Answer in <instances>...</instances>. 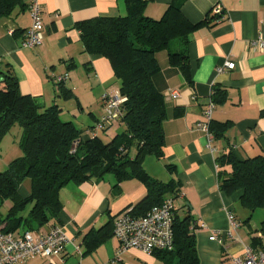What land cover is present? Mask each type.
Returning <instances> with one entry per match:
<instances>
[{"label": "crops", "instance_id": "obj_1", "mask_svg": "<svg viewBox=\"0 0 264 264\" xmlns=\"http://www.w3.org/2000/svg\"><path fill=\"white\" fill-rule=\"evenodd\" d=\"M20 1L23 8L17 7L0 20V66L12 70L22 95L35 98L44 108L57 105L62 111L60 118L80 119L81 125L76 126L90 129L103 111L100 97L118 93L119 87L108 60L85 52L76 26L98 17L125 16L126 0H39L43 43L32 49L21 46L31 25V13L30 0ZM171 1L143 0L144 15L159 20ZM217 4L223 9L220 22L210 14ZM181 13L191 24L202 23L192 32L188 45L189 79L168 64L165 51L156 54L160 73L155 84L163 92L167 115L162 124L163 157L146 155L141 165L150 179L161 183L173 179L171 189L176 194L167 193L164 199L174 200L179 218L187 213L192 216L199 264H224L230 257L242 255L244 246L264 247V232L250 224L252 213H243L245 228L238 221L242 191L229 195L219 190L216 163L217 157L230 150L239 160L264 155V0H185ZM226 62L233 63L234 69L218 72ZM60 75L68 76V97L53 81ZM214 85L223 89L226 97L214 104L211 121L231 123L218 139L209 138L198 128L205 121ZM124 129L117 123L98 135L113 138ZM87 137L83 132V138ZM134 154L133 147L130 155ZM28 191L21 187V196H27ZM146 195L143 182L137 178L118 183L112 175H105L67 184L59 191L62 210L56 224L71 241L63 254L35 256L25 264H170L158 251L146 254L128 249L115 257L114 218L132 210ZM8 206L5 203L0 211L5 212ZM229 212L236 230L231 228ZM53 224L39 232L47 233ZM102 237L104 240L92 247V242Z\"/></svg>", "mask_w": 264, "mask_h": 264}, {"label": "trees", "instance_id": "obj_2", "mask_svg": "<svg viewBox=\"0 0 264 264\" xmlns=\"http://www.w3.org/2000/svg\"><path fill=\"white\" fill-rule=\"evenodd\" d=\"M184 1L172 0L159 20L144 15L143 0H126L123 17H98L77 24L85 52L108 60L118 91L126 98L120 122L125 129L110 140L104 141L99 133L83 138V132L93 126L84 131L71 120H61L57 105L44 108L35 98L22 95L12 70L0 66V141L11 127L18 126L17 145L22 152L0 172V210L9 204L5 212L0 211V232L41 234L40 228L49 223H54L51 228L59 227V191L69 183L81 184L105 175H112L118 183L133 178L143 182L147 195L130 211L133 217L159 206L167 193L176 194L171 189L173 179L168 183L150 179L141 162L146 155L163 157L162 124L167 115L163 92L155 84L160 73L156 54L165 51L168 64L189 79L188 45L192 32L202 23L191 24L185 19L181 13ZM17 7H24L20 0H0V20ZM56 85L65 97L70 96L65 84ZM225 97L223 89L212 87L209 98L214 104ZM230 126V122L210 121L209 132L218 139ZM216 163L219 190L229 195L242 191L240 203L250 213L264 209V155L239 160L230 150L217 157ZM25 180L29 191L22 197L20 188ZM191 222L189 213L179 218L174 210V247L158 251L167 263L199 264L197 227H191ZM260 231L264 232V223ZM104 238L94 240L92 247Z\"/></svg>", "mask_w": 264, "mask_h": 264}, {"label": "built area", "instance_id": "obj_3", "mask_svg": "<svg viewBox=\"0 0 264 264\" xmlns=\"http://www.w3.org/2000/svg\"><path fill=\"white\" fill-rule=\"evenodd\" d=\"M31 25L25 31L21 46L32 49L43 43V24L39 0H30ZM217 17L216 22L223 20V9L217 4L210 13ZM260 40V39H259ZM260 46L262 43L259 41ZM223 68L234 69V64L226 62ZM67 75L54 77L55 83L67 81ZM172 95H177L172 92ZM126 98L119 92L115 95H102V114L86 135L95 136L99 132H108L115 124L120 123L123 116V105ZM214 103L209 100L204 111L205 121L198 124V128L209 138V123L211 121ZM174 200L166 198L156 207L140 217H133L131 210L119 213L113 221V236L118 241L115 257L118 258L128 249H137L146 254L154 251H171L173 245L172 223L174 219ZM228 219L233 230L237 229L234 216L228 213ZM230 235V233H229ZM71 241L65 231L59 227L50 228L45 234L22 232H0V264H25L30 258L38 256L50 258L63 254L66 245ZM224 264H264V247L254 249L244 246L240 256L230 257Z\"/></svg>", "mask_w": 264, "mask_h": 264}, {"label": "rangeland", "instance_id": "obj_4", "mask_svg": "<svg viewBox=\"0 0 264 264\" xmlns=\"http://www.w3.org/2000/svg\"><path fill=\"white\" fill-rule=\"evenodd\" d=\"M116 93H117V91H115L113 94H111V96L115 95ZM99 100H100V102L102 101V96L100 97ZM61 120L68 121V119L65 117H62ZM78 120H80V119H78ZM78 120L75 119L74 123L76 125L80 126L81 123ZM118 129H119V127H118ZM19 131H20V129L18 128V126L11 127V129L5 133V135L2 137V139L0 141V172H3L4 170H6V168L8 167V164L13 159L22 155V152L20 151V149L17 145ZM100 136H102V133L100 134ZM109 136L110 135L108 134V137ZM111 137L112 136H110V138ZM110 138H108V139L110 140ZM102 139L104 141L108 140L105 138H102ZM21 187H25L28 189L29 188V181L25 180ZM238 209H240L242 211V213L240 212V214L238 215L239 216L238 221L240 220L241 226L243 228H245L244 226L246 224H244L243 221H244V218H246L245 217L246 215H243V213H248L250 215V212H247L248 210H245V208L241 205L240 202L238 205ZM262 220H264V209H256L255 211L252 212V218H251L250 224H251L253 229L259 230L261 228Z\"/></svg>", "mask_w": 264, "mask_h": 264}]
</instances>
